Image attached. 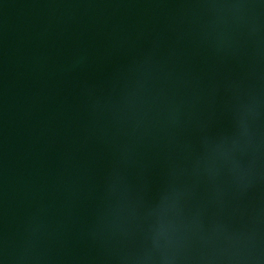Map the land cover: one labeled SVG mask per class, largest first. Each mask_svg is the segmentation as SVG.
<instances>
[{
	"label": "water",
	"instance_id": "water-1",
	"mask_svg": "<svg viewBox=\"0 0 264 264\" xmlns=\"http://www.w3.org/2000/svg\"><path fill=\"white\" fill-rule=\"evenodd\" d=\"M2 264H264V0H0Z\"/></svg>",
	"mask_w": 264,
	"mask_h": 264
},
{
	"label": "clouds",
	"instance_id": "clouds-1",
	"mask_svg": "<svg viewBox=\"0 0 264 264\" xmlns=\"http://www.w3.org/2000/svg\"><path fill=\"white\" fill-rule=\"evenodd\" d=\"M0 264H2V261H0Z\"/></svg>",
	"mask_w": 264,
	"mask_h": 264
}]
</instances>
